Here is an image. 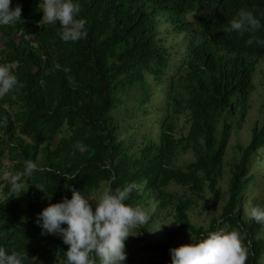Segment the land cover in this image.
Returning <instances> with one entry per match:
<instances>
[{"label":"trees","instance_id":"trees-1","mask_svg":"<svg viewBox=\"0 0 264 264\" xmlns=\"http://www.w3.org/2000/svg\"><path fill=\"white\" fill-rule=\"evenodd\" d=\"M79 2V17L87 19L79 41H64L59 21L38 23L43 0H13L23 19L0 25V63L13 64L20 81L0 97V164L7 157L12 172L26 160L40 165L22 194L0 179V246L26 251L24 264H65L69 246L60 235L42 234L37 213L71 198V186L88 197L109 181L113 188L135 181L126 203L149 215L134 229L136 244L152 248L159 264H170L183 230L198 241L220 229L242 232L246 264H264V222L249 215L264 199L245 205L257 177L252 160L264 153V94L248 143L236 144L220 212L207 227L189 217L206 190L213 204L222 198L229 137L243 128L260 65L264 79V44L246 43L250 35L264 39V28L243 35L225 28L242 7L264 14V0ZM187 152L192 158L177 163ZM164 213L172 227H154V242L145 241Z\"/></svg>","mask_w":264,"mask_h":264},{"label":"clouds","instance_id":"clouds-1","mask_svg":"<svg viewBox=\"0 0 264 264\" xmlns=\"http://www.w3.org/2000/svg\"><path fill=\"white\" fill-rule=\"evenodd\" d=\"M13 0H0V25L13 24L22 20V5ZM40 24L62 26L60 36L64 41H79L87 36V19L79 17V0H43ZM264 14L257 15L250 8H240L225 28L228 33H257L264 28ZM264 44V39L250 35L246 43ZM14 65L0 63V97L15 89L20 81ZM35 160H26L22 171H6L10 191L22 194L25 178L39 169ZM68 180L75 174L65 173ZM138 187L135 181L123 186L112 187L107 182L99 198L93 200L71 186V198L65 196L60 201L49 203L37 213L36 223L42 234L62 236L69 247L64 252L65 264H125L127 258L126 239L134 234V229L149 221L145 209L126 201ZM249 215L256 222H264V206L256 205ZM170 264H246V247L236 230L223 229L208 232L204 238L181 244L170 249ZM28 258L26 251H11L0 246V264H24ZM98 258V259H97Z\"/></svg>","mask_w":264,"mask_h":264},{"label":"rangeland","instance_id":"rangeland-1","mask_svg":"<svg viewBox=\"0 0 264 264\" xmlns=\"http://www.w3.org/2000/svg\"><path fill=\"white\" fill-rule=\"evenodd\" d=\"M263 60V59H261ZM260 60V61H261ZM259 70H262V65L257 68V71L253 75V84L254 89L252 90L250 94V108L248 112V116L246 120L243 123V128H237L233 129L231 132V135L229 137L228 145L226 148V154L224 158V165H223V173L222 177L219 181V187L221 189L222 198L218 201L217 204H213L211 202V195L206 190V199L199 200L193 208L189 211V217L191 221L196 225H202L204 227L208 226L209 220L212 216H217L220 212L221 205L224 202V197L226 196V188H227V181L229 177V168L230 164L233 160H235L238 157V149L236 147V144L245 145L248 143L250 136L247 132L248 129H250V126L253 122H255L256 118L261 116L260 111V105L262 102L263 94H264V79L262 78L261 72ZM156 97H160V95H157ZM130 103V101L128 102ZM153 107H155L153 105ZM150 118L151 120H154L158 117V112L155 110V108H152L150 110ZM184 121V117H181L179 119V125H181V122ZM186 128H184V131ZM141 132L137 134V137H139ZM264 152V150L262 151ZM261 153H258L252 160V165L250 166L249 172H253L257 175V177L254 178V182H252L249 186V192H248V198L246 200V207L251 208L254 203L259 202L261 199H264V153L260 155ZM192 158V155L187 152L180 156L177 163H182L184 161H188ZM0 164V179L4 178V173L6 171H9L10 163L7 159V157H2ZM104 188V185H102L99 189L92 192L88 197L96 200L99 198L100 194L102 193ZM171 190L178 189L177 191L180 192V190L177 186H174L173 184H170L169 187ZM163 218L161 220H157V224H151L149 229V234L146 236L145 241H148L149 243L154 242V235L153 228L157 227L159 228V225H165L167 229L172 227L174 223V219L171 214L164 213ZM239 232L240 237L243 236V233L238 231L237 229H233ZM134 234L136 235H130L125 243H126V251L128 253L125 264H159L158 263V257L157 255L153 254V250H142L138 248L136 244V236L137 233L135 230ZM264 236V234H260ZM192 235L186 231L183 230L182 234L177 238L179 242L182 244L189 243L192 240ZM140 240H137V243Z\"/></svg>","mask_w":264,"mask_h":264}]
</instances>
